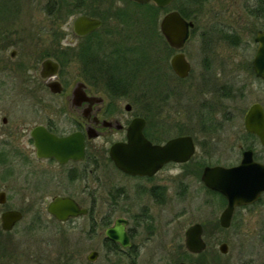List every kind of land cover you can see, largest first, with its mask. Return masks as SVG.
<instances>
[{
  "label": "flooded vegetation",
  "instance_id": "af4514ba",
  "mask_svg": "<svg viewBox=\"0 0 264 264\" xmlns=\"http://www.w3.org/2000/svg\"><path fill=\"white\" fill-rule=\"evenodd\" d=\"M122 1L128 6L117 0L0 4V264H72L75 251L83 264H207L206 229L221 224L214 208L219 202L224 210L228 198L205 184L206 168L239 164L248 150L264 163V144L245 121L254 104L264 109L263 97L248 100L252 79L264 83L255 69L264 0L253 7L254 53L242 62L232 54L241 43L232 44L237 41L230 29L200 33V11L189 13L176 6L179 0L162 8L160 23L174 10L193 23L180 47L158 22H147L145 35L125 28L153 17L128 10L151 2ZM192 1L198 9L204 3ZM80 15L102 24L80 35L74 27ZM192 38L196 44L189 48ZM47 60L50 66H44ZM139 117L143 136L154 145L184 137L172 157L147 172L128 170L111 154L114 147L132 162ZM238 118L240 133L225 134ZM195 208L207 218L186 227L183 216ZM243 210L264 211V191L236 206L231 224ZM10 211L19 218L5 223ZM198 222L207 245L195 253L186 248V232ZM110 228L124 230L129 244L118 240L120 230L110 236ZM86 240L97 246L84 255Z\"/></svg>",
  "mask_w": 264,
  "mask_h": 264
},
{
  "label": "water",
  "instance_id": "95a60500",
  "mask_svg": "<svg viewBox=\"0 0 264 264\" xmlns=\"http://www.w3.org/2000/svg\"><path fill=\"white\" fill-rule=\"evenodd\" d=\"M135 1V0H134ZM138 2L145 3L149 1H154L158 6H166L172 0H137ZM102 24L101 20L97 18H92L86 15L79 16L75 23L74 27L78 34L85 35L91 30L99 27ZM193 23L186 20L181 16L179 11H172L167 14L161 20L162 32H164L169 42L177 47H180L184 44L188 37L189 28ZM258 40L261 45L259 47L258 55L255 57V69L259 76L264 78V32L259 34ZM52 60H47L44 66H50L49 63ZM57 67H54L53 71H57ZM246 127L248 131L254 132L261 138L260 141L264 144V109L259 103L254 104L247 116H246ZM137 128L140 129L136 131V141L131 139V149L133 153L132 162L123 161L124 159L120 158L116 148L112 147L111 154L117 162L124 166L128 170H136L138 172H147L149 166H158L164 160L172 157L170 155V150L177 146L176 144H181L184 141V137L177 138L167 145H154L149 140H147L142 133V125H144L143 118H137L133 123ZM133 125V126H134ZM134 133V132H133ZM176 156V155H175ZM203 180L205 184L209 187L220 191L228 198V205L220 214V225L225 228H228L231 224L232 215L236 206L246 204L256 200L260 193L264 191V163L257 162L253 158L251 150L244 152L243 161L234 166H224L216 165L213 167H207ZM64 200H60L63 202ZM57 210H54V213L62 217ZM5 223L13 222L19 218V213L17 211H10L4 215ZM7 223V224H8ZM201 223H195L189 228L186 232V248H189L190 251L195 253L202 252L206 247V241L203 238V226ZM9 226V225H6ZM115 230H120V236L118 240L122 242L123 245H128L126 240V234L122 229H113L110 228L108 234L113 236ZM228 244L226 242L222 243L220 250L222 253L228 252ZM175 264H197L195 262H177Z\"/></svg>",
  "mask_w": 264,
  "mask_h": 264
},
{
  "label": "rangeland",
  "instance_id": "374dc122",
  "mask_svg": "<svg viewBox=\"0 0 264 264\" xmlns=\"http://www.w3.org/2000/svg\"><path fill=\"white\" fill-rule=\"evenodd\" d=\"M119 5L121 7L128 6L127 3H122V0H117ZM263 0H204V3L200 8L196 7L192 0H179V3H175L177 5H181L182 8L186 9L189 13H192L193 11H200L199 16L197 17L196 21L198 23V30L200 33L203 32L202 29H209L211 27H218V29H224L226 31H232L231 33H234V36L236 38L235 41L237 43L232 44H238L241 43L240 46L232 47L234 51L232 54L237 53L238 58L237 60H244L247 57L250 59L254 53L255 50V44H253V38L254 35L252 34V23L254 21V6H259L262 4ZM19 2V0H0V4L8 5L10 8L15 7L16 3ZM107 2V0H106ZM125 4V5H124ZM175 5H172L170 8L174 7ZM135 7L134 5H130L129 11H151L149 7ZM152 13V12H151ZM163 15V11L160 10L158 13V23L157 27H159L160 19ZM193 16V15H192ZM151 17H154L153 13ZM194 17V16H193ZM109 24L111 27H115L116 24L113 23V19L109 16ZM152 19H136L134 20L132 26H129L126 24L127 29H131L132 31L141 30L144 35L147 31V27H149V23L147 25V22L153 23ZM257 22V21H256ZM259 22V21H258ZM63 23V21H62ZM154 26H156V22L153 23ZM259 25V24H258ZM64 27H67L64 23ZM124 26H120V28H123ZM130 27V28H129ZM131 31V32H132ZM254 32V31H253ZM137 35H140L139 32H136ZM135 33V34H136ZM218 33V32H217ZM154 42H153V49H157L158 46H160V40L154 36ZM219 39H222V34H219ZM190 43L189 48H192L193 44H196V41L194 38L189 40ZM198 41V40H197ZM221 43L229 44L226 40L222 39ZM253 44V45H252ZM154 50H152V55L154 54ZM241 57V58H240ZM240 58V59H239ZM250 91L251 88L253 89L252 92L249 95V101H252L253 99L263 97L264 99V93L261 92V89H264V83L261 82V80H253L250 82ZM264 101V100H263ZM241 119L235 120V124H231L230 126H226V133L230 132V135H238L240 133V126L242 124ZM229 131V132H228ZM232 143V141L230 142ZM238 149H233V152L235 154ZM235 157V156H234ZM237 158V157H236ZM235 161V158L234 160ZM237 161V160H236ZM235 161V162H236ZM228 165V164H226ZM218 198V196H217ZM224 206L219 205V202L215 205V211H216V218H219V214H221ZM207 218V212L205 210L197 209L195 208L194 211L185 213L184 217V223L187 227L189 223H194L197 220L203 219L204 217ZM236 220H234L232 226L228 229L218 231L214 230V228H207L209 236L211 237L209 242V248L207 252V264H264V211L257 210V211H239L238 215H236ZM241 223V224H240ZM214 230V231H213ZM222 242H227L229 245V251L226 254H223L219 250V245ZM73 245H78L74 242H72ZM97 246V244L88 242L86 240V252L90 250L91 248ZM60 251H64L63 248H61ZM74 254V259L72 264H83V260L81 259L82 255L79 253ZM59 251L56 250L52 253V257H57L59 254ZM35 252H32L33 259L36 258L34 255ZM61 254V253H60ZM218 254L220 256H218ZM62 256L64 254H61ZM214 255V256H213ZM193 260L197 261V256L191 257ZM209 258V259H208ZM64 261V259H62ZM48 264V260L46 261ZM52 264V263H49ZM122 264H128L127 261H124Z\"/></svg>",
  "mask_w": 264,
  "mask_h": 264
},
{
  "label": "trees",
  "instance_id": "16d2710c",
  "mask_svg": "<svg viewBox=\"0 0 264 264\" xmlns=\"http://www.w3.org/2000/svg\"><path fill=\"white\" fill-rule=\"evenodd\" d=\"M150 10L151 11H149V12H152L153 13V15H154V22H157V20H158V13L160 12V8L159 7H157L156 5H154V4H151L150 5ZM183 12H185V11H183ZM217 231H218V233H219V231H222V230H224L222 227H221V225H218L216 228H215ZM206 231H207V229H206ZM218 256H220L219 254H218ZM202 259H203V257H202ZM200 264H203V260H200V262H199Z\"/></svg>",
  "mask_w": 264,
  "mask_h": 264
}]
</instances>
